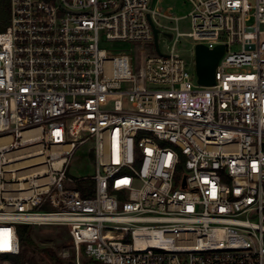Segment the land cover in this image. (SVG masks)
Wrapping results in <instances>:
<instances>
[{"label":"built area","instance_id":"built-area-1","mask_svg":"<svg viewBox=\"0 0 264 264\" xmlns=\"http://www.w3.org/2000/svg\"><path fill=\"white\" fill-rule=\"evenodd\" d=\"M175 1L188 34L154 0H10L0 264L20 256V226L67 228L77 264H264V0ZM153 27L173 44L140 67L102 48L154 44ZM183 38L225 47L214 86L176 51ZM89 143L95 174L74 179ZM116 231L132 242L106 240Z\"/></svg>","mask_w":264,"mask_h":264},{"label":"rangeland","instance_id":"rangeland-1","mask_svg":"<svg viewBox=\"0 0 264 264\" xmlns=\"http://www.w3.org/2000/svg\"><path fill=\"white\" fill-rule=\"evenodd\" d=\"M154 6L157 7L159 12L163 15L171 18H184L189 14L190 8L188 5H184L183 2L175 0H154ZM164 23L169 26H173L174 23L167 19L161 18ZM179 28L181 33L188 34L191 32V22L188 18H184L179 22ZM173 41L159 36V48L167 54ZM102 48L107 51H113V55L121 56L127 55L132 61L138 63V67L141 66L143 58L147 55L156 53L154 44L145 43H102ZM194 46L191 40L183 38L176 47V51L186 61L191 73L195 74L194 64ZM112 102L111 100L107 101ZM92 144L89 143L81 147L74 155L70 168L69 176L74 179L91 177L95 174V167L93 162V155L91 153ZM108 234L106 233V236ZM31 240L39 249H50L57 254L63 264H77L76 252L71 240L69 231L65 227L61 226H43V227H31ZM106 240H109L106 237ZM87 259L80 254V264H83ZM25 264H55L54 261L45 259L39 253L34 251V248H29L24 258Z\"/></svg>","mask_w":264,"mask_h":264},{"label":"trees","instance_id":"trees-1","mask_svg":"<svg viewBox=\"0 0 264 264\" xmlns=\"http://www.w3.org/2000/svg\"><path fill=\"white\" fill-rule=\"evenodd\" d=\"M10 21V0H0V34L4 32ZM84 197L87 194L84 193ZM18 236L21 247L20 256L14 259L13 264H25L24 258L27 250L29 248H34V251L39 253L45 259L54 261L55 264H63L60 258L55 252L50 249H39L35 243L31 240V227L30 226H20L18 228ZM109 240L122 241L124 243H131V236L128 232L116 231L108 234L106 236ZM83 257L87 260L83 264H102L92 259L88 258L84 252H82Z\"/></svg>","mask_w":264,"mask_h":264},{"label":"water","instance_id":"water-1","mask_svg":"<svg viewBox=\"0 0 264 264\" xmlns=\"http://www.w3.org/2000/svg\"><path fill=\"white\" fill-rule=\"evenodd\" d=\"M154 30V45L156 52L160 54L158 46L159 31L153 27ZM225 53L224 46H218L214 50H209L203 45L195 47V68L198 83L205 87H211L216 84L215 72L216 68Z\"/></svg>","mask_w":264,"mask_h":264}]
</instances>
